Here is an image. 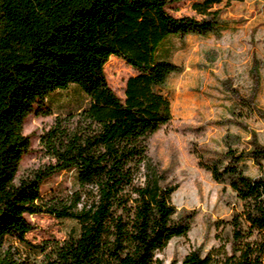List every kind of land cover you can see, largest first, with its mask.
Listing matches in <instances>:
<instances>
[{
	"label": "trees",
	"instance_id": "trees-1",
	"mask_svg": "<svg viewBox=\"0 0 264 264\" xmlns=\"http://www.w3.org/2000/svg\"><path fill=\"white\" fill-rule=\"evenodd\" d=\"M182 0H0V264H165L156 257L174 237L186 236L193 212L172 202L177 185L149 154V139L172 120L166 85L182 70L173 59L174 38L215 29L225 0H198L202 18L175 16ZM230 2L232 0H226ZM111 56L136 71L121 99L104 66ZM78 85L90 100L58 115L41 136L50 162L18 176L30 139L26 117L44 110L53 92ZM259 113L264 117V111ZM199 164L235 193L240 207L222 221L219 244L189 252L169 264H264V145L228 147ZM260 169L250 176L244 161ZM73 170L77 188L44 200L43 181ZM50 214L80 225L78 236L31 243L26 215ZM220 224V225H221ZM15 239L28 253L6 246Z\"/></svg>",
	"mask_w": 264,
	"mask_h": 264
},
{
	"label": "rangeland",
	"instance_id": "rangeland-1",
	"mask_svg": "<svg viewBox=\"0 0 264 264\" xmlns=\"http://www.w3.org/2000/svg\"><path fill=\"white\" fill-rule=\"evenodd\" d=\"M198 0H182L170 4L175 16L202 18L193 9ZM221 9L220 24L213 30L190 33L174 38L172 59L182 70L167 82L172 106L171 122L149 139V154L166 171L167 181L177 185L172 202L180 212H193L194 219L186 236L174 237L156 254L165 264L181 261L189 252L205 254L219 244L217 235L222 221L230 220L240 207L235 193L216 182L212 174L199 164L223 153L230 146L246 150L255 137L264 145V0H226ZM106 79L121 99L125 97L128 78L136 73L123 58L111 56L104 66ZM85 92L76 84L51 93L41 103V110L30 113L23 123V133L30 139V149L23 156L18 176L43 168L50 162L41 146V136L58 115L77 111L89 105ZM247 174L257 176L259 167L250 159L244 161ZM73 170L61 171L45 179L41 185L44 200L63 197L77 188ZM34 228L28 240L39 244L45 240H64L80 233L79 223L70 218L59 219L42 213L26 215ZM221 224V225H220ZM8 246L28 250L15 239ZM31 263L41 256L32 254Z\"/></svg>",
	"mask_w": 264,
	"mask_h": 264
}]
</instances>
